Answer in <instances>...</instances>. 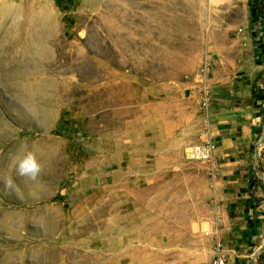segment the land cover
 Wrapping results in <instances>:
<instances>
[{
  "label": "rangeland",
  "instance_id": "rangeland-1",
  "mask_svg": "<svg viewBox=\"0 0 264 264\" xmlns=\"http://www.w3.org/2000/svg\"><path fill=\"white\" fill-rule=\"evenodd\" d=\"M261 54L264 0H0V264H209L216 177L186 151Z\"/></svg>",
  "mask_w": 264,
  "mask_h": 264
},
{
  "label": "crops",
  "instance_id": "crops-1",
  "mask_svg": "<svg viewBox=\"0 0 264 264\" xmlns=\"http://www.w3.org/2000/svg\"><path fill=\"white\" fill-rule=\"evenodd\" d=\"M261 57L263 66L258 70L234 79L216 77L219 89L210 102L206 139L217 146L214 183L220 210L215 222L224 240L227 264H264V87L260 88L259 81L264 56Z\"/></svg>",
  "mask_w": 264,
  "mask_h": 264
},
{
  "label": "built area",
  "instance_id": "built-area-1",
  "mask_svg": "<svg viewBox=\"0 0 264 264\" xmlns=\"http://www.w3.org/2000/svg\"><path fill=\"white\" fill-rule=\"evenodd\" d=\"M210 98L206 99L203 102L205 110L209 109ZM217 146L211 139H206L205 142L200 144L193 145L189 147L186 151V156L191 161L196 162H206L210 165L212 174L215 175L216 166H215V152ZM225 246L224 243L217 238L215 243V252L211 258L209 264H227V258L224 253Z\"/></svg>",
  "mask_w": 264,
  "mask_h": 264
},
{
  "label": "clouds",
  "instance_id": "clouds-1",
  "mask_svg": "<svg viewBox=\"0 0 264 264\" xmlns=\"http://www.w3.org/2000/svg\"><path fill=\"white\" fill-rule=\"evenodd\" d=\"M13 166L16 177L32 182H35L40 177L44 169L43 163L32 151L13 157ZM3 183L6 189H11L14 185V178L11 175L6 176Z\"/></svg>",
  "mask_w": 264,
  "mask_h": 264
}]
</instances>
